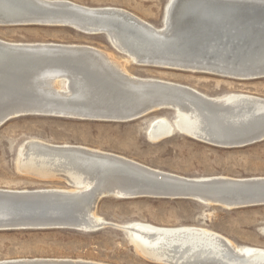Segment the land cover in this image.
Here are the masks:
<instances>
[{
  "label": "water",
  "instance_id": "water-1",
  "mask_svg": "<svg viewBox=\"0 0 264 264\" xmlns=\"http://www.w3.org/2000/svg\"><path fill=\"white\" fill-rule=\"evenodd\" d=\"M209 2L213 3V7L207 5ZM18 5L20 10L4 16L6 21L3 26L69 27L85 35L104 36L115 51L117 49L113 44L112 32L114 29H121L123 36L132 41L131 50L142 58L139 64L141 66L196 71L238 81L264 78V12L260 17L248 18L244 13L237 17L233 11L235 5L248 7L249 10L254 7L264 10V0H183V11L189 10L195 15H200L207 7L211 10L215 8V12L219 14L218 28L222 30L223 37H230L229 43L225 42V38L212 37L204 43L205 49L195 53L169 51L165 46L170 42V37L153 28H143L137 22L120 17L114 12H92L48 2L42 5L37 0H18ZM132 32L137 34L133 35ZM244 38L247 43L240 42ZM237 39L239 44H233ZM105 61L99 51L89 45H0V127L12 119L29 115L106 119L127 123L150 118L158 115L160 111L168 110V104H164L162 99H157L153 94L162 92V83L152 82L153 85H150V82L145 84L130 79ZM46 70L55 72L58 79H68L69 89L72 92L80 91V97L75 100L63 97L44 99L37 95L38 89L45 90L46 86L40 84V79L46 74ZM45 101L53 103L54 106L39 107L38 104ZM165 102L168 103L167 100ZM206 106L216 111L226 109L220 105ZM242 133H245V138H236L234 136L237 134L229 133L230 138L225 137L227 140H224L227 144L217 142L211 143V146L232 149L264 141V114L258 115L251 129ZM110 161L118 162L114 159ZM126 166L130 173L125 175L106 174L101 169H95L93 174L99 175L104 183L96 193L91 191L88 194L68 195L55 191L22 193L0 190V231H82L84 228L81 225L88 224L86 213L100 199L113 196L117 187L127 193L126 199L149 197L196 201L194 195H201L208 200L200 204L207 206H215L206 204L209 200L219 205L216 207L224 205L230 209L264 206V180L216 184L225 190L201 194L195 192L198 187L193 189L194 187L179 182L163 179L160 181L141 172L139 167L129 164ZM144 179L151 180L154 187L144 188ZM0 264L85 263L47 260Z\"/></svg>",
  "mask_w": 264,
  "mask_h": 264
},
{
  "label": "rangeland",
  "instance_id": "rangeland-1",
  "mask_svg": "<svg viewBox=\"0 0 264 264\" xmlns=\"http://www.w3.org/2000/svg\"><path fill=\"white\" fill-rule=\"evenodd\" d=\"M68 1L87 7L120 8L155 28H161L164 10L170 0ZM0 39L7 42L89 45L105 50L111 56L113 54V58L125 64L124 68L136 77L181 84L216 98L231 93L264 98V78L238 81L196 71L136 65L124 61L126 58L115 51L104 36L85 35L69 27L0 26ZM157 117L167 118L173 124L177 113L168 109L153 117L127 123L47 115L12 119L0 127V189H71V184L61 174L42 179L17 167L19 147L31 139L53 145L89 147L186 178L264 177V141L224 149L174 132L171 137L153 143L147 139L146 130ZM94 212L108 226L90 233L69 229L0 231V261L33 258L82 259L101 264H158L137 253L125 232L117 227L130 223L169 228L199 227L224 236L239 248H264V206L227 210L191 200L116 199L110 196L100 199Z\"/></svg>",
  "mask_w": 264,
  "mask_h": 264
},
{
  "label": "bare ground",
  "instance_id": "bare-ground-1",
  "mask_svg": "<svg viewBox=\"0 0 264 264\" xmlns=\"http://www.w3.org/2000/svg\"><path fill=\"white\" fill-rule=\"evenodd\" d=\"M37 2L42 5L47 2L67 6L70 5L78 9L92 12L110 11L117 13L120 17L129 19L132 22H137L138 25L143 28H153L162 35L170 37L171 40L165 47L172 52H198L205 49L204 43L211 40L212 37H218L221 39L225 38L226 43L230 42V37H223L222 30L218 28L220 27L217 23L219 14L217 11L215 12V8H212L211 10L210 7H207L200 15H195L192 11H183V0L169 1L164 10V20L161 28H155L132 13L120 8L87 7L68 0H37ZM207 5L213 7V3L209 2ZM18 10H20L18 0H0V26H3L5 23L6 20L4 16L6 14H13ZM233 11L234 15L237 17L240 16L241 13H244V15L248 18H251L252 16L260 17L264 12V10L258 7H254L249 10L248 7L244 8L239 5H235L233 7ZM136 34L137 33H134L133 35ZM112 35L114 36L113 44L118 53L126 58L123 60L139 65L140 62H142V58L131 50L132 45L130 44L132 41L130 39L128 41V39L123 36L121 29H114ZM240 42L247 43L245 38L241 39ZM233 44H239V40L237 39V41H235V43L233 42ZM0 45L13 47L81 46L80 44L7 42L1 39ZM97 51H99V53L105 58L106 64L125 74L127 77H130V79L142 81L145 84L150 82V85H153L151 84L152 82L162 83V92H155L153 94L158 97L157 99H162L164 104H168L166 109L175 111L177 113V117L173 124L169 122L167 118L163 117H157L152 120L146 130V137L153 143H157L171 137L174 132H179L186 137L207 145L217 142L218 144H227L224 142V140H227L225 137L230 138V136L234 133L237 134L234 136L236 138H245L246 135L242 132L247 129L250 130L251 125L255 122L257 116L264 114V98L245 93H231L224 97L216 98L207 96L193 88L183 86L181 84L159 79L136 77L124 68L125 64L123 65V63L116 61L113 58L115 57L113 54L111 56V54L106 53L105 50H103V52L101 49H97ZM44 72L46 74L42 76V79H40L41 82H39L40 84H45L46 87L45 90L44 88L38 87L41 89L37 90V95L39 94L40 96H43L44 99L63 97L75 100L80 97V91L72 92L69 89L70 81L68 79L56 78L55 72L53 71L46 70ZM165 100H167L168 103H166ZM211 104L220 105L226 109L225 111H216L206 106ZM38 105L42 108L54 106L53 103L47 101ZM229 133H231V135H228ZM31 140L22 146L20 145L21 147H19L18 159H16L18 163L17 167L25 173L36 175L42 179L59 177L61 174L68 180L72 187L71 189L44 188L30 191H8H19L22 193L55 191L68 195H81L82 193L86 194V192L88 194L91 191L96 193L100 190V185L104 183L99 178V175L93 174L95 169H101V171H105L106 174L120 173L119 175H125L130 173L129 168L126 166L128 164L141 168H138L141 172L149 174L154 179H160V181L163 179L171 182H179L183 185L192 186L194 187L193 189L198 187L195 192L201 194H209L215 191L225 190L222 186L216 184L236 183V181L264 180V177L230 178L225 176H212L202 178H186L147 167L116 154L88 149L89 147L86 148L83 146L81 147L68 144L53 145L45 142H39V140ZM113 159L118 162H111L110 160ZM144 180L146 181V186L144 185V188L149 189L154 187V183L152 182V184L151 180ZM113 193V197L116 199H126L127 197V193L118 187L114 189ZM194 197L197 199L195 202L198 203H205L204 200H208L201 197V195H194ZM206 204L219 206L212 203L210 200L206 202ZM94 206L93 209L86 213L88 224L85 225L83 223L81 225V227L84 228L82 230L84 232L90 233V231H96L107 224L103 219L95 215ZM221 208L227 210L230 209L224 205H222ZM117 227L125 232L136 252L153 263L264 264V258H262L264 256V248H239L231 240L204 228L190 226L169 228L157 227L143 223H130L126 225H117ZM47 260L101 264L96 262L94 263L92 261L86 262L82 259L33 258L1 260L0 263H27Z\"/></svg>",
  "mask_w": 264,
  "mask_h": 264
}]
</instances>
